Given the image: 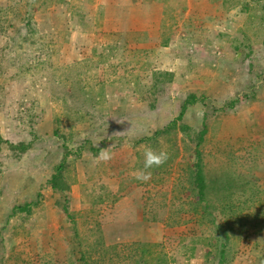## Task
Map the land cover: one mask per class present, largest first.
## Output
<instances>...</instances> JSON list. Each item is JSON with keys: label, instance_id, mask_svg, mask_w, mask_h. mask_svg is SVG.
<instances>
[{"label": "rangeland", "instance_id": "rangeland-1", "mask_svg": "<svg viewBox=\"0 0 264 264\" xmlns=\"http://www.w3.org/2000/svg\"><path fill=\"white\" fill-rule=\"evenodd\" d=\"M0 264H264V0H0Z\"/></svg>", "mask_w": 264, "mask_h": 264}, {"label": "clouds", "instance_id": "clouds-1", "mask_svg": "<svg viewBox=\"0 0 264 264\" xmlns=\"http://www.w3.org/2000/svg\"><path fill=\"white\" fill-rule=\"evenodd\" d=\"M124 134V133H117ZM112 146L107 148L100 149L99 155L96 157V162H108L112 159ZM144 155V169H151L153 167H160L168 160L169 156L166 151H155L152 148H146L143 153ZM134 178L140 179L143 181H148L151 178V172L148 171H139L133 173Z\"/></svg>", "mask_w": 264, "mask_h": 264}, {"label": "trees", "instance_id": "trees-1", "mask_svg": "<svg viewBox=\"0 0 264 264\" xmlns=\"http://www.w3.org/2000/svg\"><path fill=\"white\" fill-rule=\"evenodd\" d=\"M196 102V98L194 97H190V99H186L184 102H183V105H182V108H181V113L179 114L178 116V119L182 120L183 116H184V113L186 112L188 106L190 104H194ZM176 121H173L171 122L165 130L169 129L170 127H176ZM57 133V132H56ZM206 129H204L199 137L201 139H203V136H205L206 134ZM13 148L15 149H18L22 152L28 150L30 148V144H21V145H18L16 147L12 146ZM66 154H69L70 150L68 149V147H66ZM101 149V148H100ZM100 149H94L93 147L91 148V150H93L95 153H99L100 152ZM83 151V147H80L78 148L77 152H79V154H81ZM62 170H63V163H61L60 165H58L56 168H55V174L51 177V179L48 181V183L52 186V188L56 191H62V187H61V182H62ZM198 179L201 181L202 180V175H201V172L198 171ZM23 210V209H22ZM64 212L67 214L68 218L69 219H72L69 211H68V208H67V204L64 206L63 208Z\"/></svg>", "mask_w": 264, "mask_h": 264}]
</instances>
